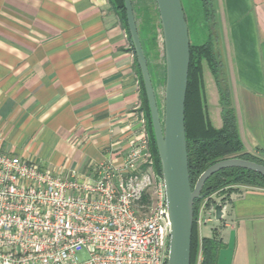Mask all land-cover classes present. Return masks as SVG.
<instances>
[{"label": "crops", "instance_id": "obj_1", "mask_svg": "<svg viewBox=\"0 0 264 264\" xmlns=\"http://www.w3.org/2000/svg\"><path fill=\"white\" fill-rule=\"evenodd\" d=\"M131 3L151 78L163 42ZM213 4L238 136L244 151L264 156V0ZM140 113L135 53L108 0H0V152L48 169L118 164ZM221 204L222 215L209 207L198 239L215 234L216 264H264V189Z\"/></svg>", "mask_w": 264, "mask_h": 264}, {"label": "built area", "instance_id": "obj_2", "mask_svg": "<svg viewBox=\"0 0 264 264\" xmlns=\"http://www.w3.org/2000/svg\"><path fill=\"white\" fill-rule=\"evenodd\" d=\"M138 121L118 164L48 170L0 152V264L167 263L163 181L143 113ZM216 195L198 204L197 229L210 221ZM221 197L220 203L228 198Z\"/></svg>", "mask_w": 264, "mask_h": 264}, {"label": "water", "instance_id": "obj_3", "mask_svg": "<svg viewBox=\"0 0 264 264\" xmlns=\"http://www.w3.org/2000/svg\"><path fill=\"white\" fill-rule=\"evenodd\" d=\"M160 22L164 53V109L161 120L147 61L139 39L131 0H123L126 24L149 109L150 122L163 181L170 224L166 264H190L193 203L206 197L205 182L226 169H244L264 178V165L228 158L205 169L193 188L189 182L185 137V97L190 61L188 26L181 0H154ZM218 216L224 208L212 205Z\"/></svg>", "mask_w": 264, "mask_h": 264}, {"label": "trees", "instance_id": "obj_4", "mask_svg": "<svg viewBox=\"0 0 264 264\" xmlns=\"http://www.w3.org/2000/svg\"><path fill=\"white\" fill-rule=\"evenodd\" d=\"M108 2L119 15L128 33L123 0H108ZM201 2L204 18L208 24H211L212 35L209 34L208 40L202 45L196 47L190 45L189 48L190 61L184 112L186 152L191 188H193L197 178L205 169L218 161L228 159L230 156L264 165V160L247 153L243 149L236 128L227 79L223 82H218L221 117L220 127L214 128L205 116L202 108V61L206 63L207 67H209L212 72H215L217 64H220L222 68H224V65L220 61L215 63V59L217 58L216 51L218 50L216 46L218 38L214 31L216 21L213 0H201ZM128 37L130 39L129 34ZM131 48L133 50L132 44ZM140 96L146 120V130L149 136V147L154 161V170L156 173L160 174L149 109L141 76ZM229 186L264 189V178L244 169H226L212 175L205 182L201 193L206 194V197L218 193V195H224L225 198H227L234 192L233 189H225ZM200 202L201 200H195L193 203L194 215ZM220 248L221 244L216 239L215 234L212 238H202L199 240L197 228L193 222L190 244V264H195L198 254H200L201 257L200 264H216V258Z\"/></svg>", "mask_w": 264, "mask_h": 264}, {"label": "rangeland", "instance_id": "obj_5", "mask_svg": "<svg viewBox=\"0 0 264 264\" xmlns=\"http://www.w3.org/2000/svg\"><path fill=\"white\" fill-rule=\"evenodd\" d=\"M131 1L133 2L136 8H139L141 10L143 14V19L145 21V25L148 26L147 33L148 34L151 33L153 36L154 30L157 28V30L159 31V32L157 31V34L159 35L158 40H162L160 22L158 20L155 21V24H153L154 22H152L153 19L151 18L152 13H155L154 12L155 10L153 9L154 8L156 9V4L154 0H131ZM181 4L188 25L190 45L193 47L202 45L208 40L209 34L212 35V27L211 24H208V22L204 18L201 0H181ZM191 17L193 18V20H196V18L199 17L201 24L196 26V24L192 22L193 20ZM152 25L155 27V29L152 27ZM214 31H215V35L218 36L219 33L218 30L214 29ZM216 46L218 49V44H216ZM216 54H217V58L215 59V63H218V61L223 63L221 52L217 50ZM158 61H159V65L158 63H154V61L151 62L152 63L151 81L155 93L158 111L160 114V118L162 120L163 109H164V81H165L164 55ZM224 72H225V68H222L220 64H217L215 68V72H212L211 69L207 67L206 63L202 61V80H201L202 90H203L202 108L204 110L205 116L207 117L208 121L214 128H217L218 126L220 127L221 124L218 82L220 83L226 80V74ZM256 157L264 160V156L262 155ZM228 158H233V156H230ZM34 163L40 164L41 167L48 169L43 163H39V162H34ZM53 169H48V170H53ZM228 188L233 189L234 190L233 193H237L238 191L240 190L242 191L244 189H247L248 187L229 186L225 189ZM253 189H258V188H253ZM219 196L220 195H216L215 197L217 198Z\"/></svg>", "mask_w": 264, "mask_h": 264}]
</instances>
